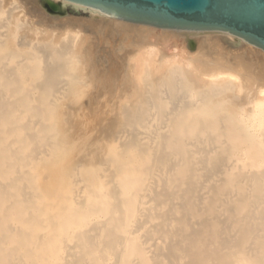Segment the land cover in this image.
I'll return each instance as SVG.
<instances>
[{
  "label": "bare ground",
  "instance_id": "obj_1",
  "mask_svg": "<svg viewBox=\"0 0 264 264\" xmlns=\"http://www.w3.org/2000/svg\"><path fill=\"white\" fill-rule=\"evenodd\" d=\"M82 22L127 44L109 69ZM260 52L0 0V264H264Z\"/></svg>",
  "mask_w": 264,
  "mask_h": 264
},
{
  "label": "water",
  "instance_id": "obj_2",
  "mask_svg": "<svg viewBox=\"0 0 264 264\" xmlns=\"http://www.w3.org/2000/svg\"><path fill=\"white\" fill-rule=\"evenodd\" d=\"M158 28L226 33L264 55V0H68Z\"/></svg>",
  "mask_w": 264,
  "mask_h": 264
},
{
  "label": "rangeland",
  "instance_id": "obj_3",
  "mask_svg": "<svg viewBox=\"0 0 264 264\" xmlns=\"http://www.w3.org/2000/svg\"><path fill=\"white\" fill-rule=\"evenodd\" d=\"M49 9L48 13L50 15L57 14L52 13ZM51 12V13H50ZM79 17V16H77ZM84 18L85 20L89 19V15L82 14L80 15V18ZM81 28H86L85 23L82 22ZM103 28H97L95 31H88L86 28L87 35L89 36V56L95 63V67L99 69H109L112 61L117 59V56L121 55L124 51L127 52V44L123 43V40L118 35L114 34L110 28H108V31L100 30ZM115 52V55H114ZM117 52V53H116Z\"/></svg>",
  "mask_w": 264,
  "mask_h": 264
}]
</instances>
